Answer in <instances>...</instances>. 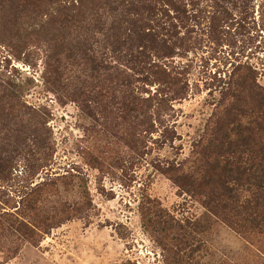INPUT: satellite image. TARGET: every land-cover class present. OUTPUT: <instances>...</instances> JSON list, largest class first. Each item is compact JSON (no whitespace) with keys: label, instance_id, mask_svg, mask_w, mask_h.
<instances>
[{"label":"rangeland","instance_id":"1","mask_svg":"<svg viewBox=\"0 0 264 264\" xmlns=\"http://www.w3.org/2000/svg\"><path fill=\"white\" fill-rule=\"evenodd\" d=\"M259 3L248 14L237 8L230 34L216 37L198 28L185 45H177L168 62L185 92L165 107L153 100L149 115L139 118L120 111L122 70L135 96L154 98L158 84L152 85L153 77L150 84L145 81L149 74L120 66L122 58L109 54L107 73L99 74L115 100L88 104L68 97L81 84L67 81L53 88L48 82L45 48L37 37H29L31 49L24 52L0 46V146L10 143L0 158L16 156L12 173L0 172V264H264V235L253 228L238 232L226 220L232 216L228 211L182 190L173 179L201 165L225 108L233 115L264 100ZM70 62L68 69L79 79L94 72ZM247 63L257 73L245 70ZM244 78L248 88L238 87ZM11 79L20 85L13 87V97ZM33 111L39 116H30ZM261 125L264 139L262 118ZM18 135L28 137L20 154L12 149ZM40 137L48 138L44 152L36 147ZM39 195L43 202L35 201ZM29 204L39 208L30 210ZM61 204L67 205L64 219L36 230L38 235L2 230L9 215L37 224L58 213ZM160 216L184 226L188 247L178 249L176 231L164 232L153 223Z\"/></svg>","mask_w":264,"mask_h":264},{"label":"trees","instance_id":"2","mask_svg":"<svg viewBox=\"0 0 264 264\" xmlns=\"http://www.w3.org/2000/svg\"><path fill=\"white\" fill-rule=\"evenodd\" d=\"M255 1L0 0V46L13 52H24L31 49L29 37H37L42 42L41 47L45 48L48 82L52 83L53 88L60 83L64 85L67 81L74 86L81 84L75 89L71 85L74 90L70 92V96L69 91L65 93L70 98L84 100L88 104L100 103L98 101L102 98L109 100L108 103L115 100L116 96L109 94L111 88L106 84L102 85L103 80L99 74L102 69L103 75L107 73L108 67H104V61L109 54L119 60L122 58L124 63H120V66L138 74H149L145 81L150 84L149 77H153L152 85L158 84L154 98L135 96L128 91L130 80L124 77L126 71L122 70L119 77L122 86L120 111L139 118L141 114H148V110L153 107V100L158 106L165 107L178 98L176 95L180 96L185 92L186 84L181 81L180 85L168 62L180 49L177 45H185L186 38L198 28L216 37L230 34L228 28L236 22L237 8L248 14ZM258 7L264 30V0H260ZM28 52L34 54L33 51ZM71 60L75 65L94 71L90 78L75 77L73 69H68ZM244 65V69L250 74L256 72L257 68L249 63ZM74 77L79 80L77 84ZM13 80H9L7 84L11 88L12 97L13 87L20 88ZM22 84L25 86L23 82ZM237 84L238 87L248 88L246 78ZM166 88L172 96H169ZM256 101L258 105L252 111L243 109L232 115L225 108L224 113L217 117L220 128L210 134L213 138L203 148L201 165L196 170L183 171L173 179L182 190L199 193L203 201L218 203L217 206L228 211L234 219L230 216L226 220L238 232L253 228L251 230L264 235V139L259 135L262 130L261 118L264 120V100L258 98ZM30 116L38 117L39 113L33 111ZM39 120L44 127V116ZM27 138L18 135L14 139L13 152H24L28 148ZM38 142L36 147L44 152L48 146V138L40 137ZM9 145V142L2 144L0 150H5ZM15 158L16 156L0 158V172L11 174ZM41 197L39 195L35 201L41 202ZM66 206L61 204L58 213L45 217V220L42 219L37 224H26L9 215L8 223L2 230L12 228L23 232L27 237L38 235L36 230L44 232V229L53 227L52 225L64 219L62 215H66ZM28 208L33 210L35 207L29 204ZM37 208L39 207L35 209ZM42 210L43 206L39 211ZM158 218L153 223L162 231H176L173 240L178 249L188 247L187 230L182 224L173 225L160 220L161 216Z\"/></svg>","mask_w":264,"mask_h":264}]
</instances>
